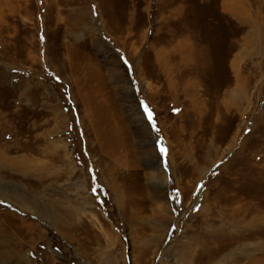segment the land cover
Segmentation results:
<instances>
[{
	"label": "rangeland",
	"instance_id": "1",
	"mask_svg": "<svg viewBox=\"0 0 264 264\" xmlns=\"http://www.w3.org/2000/svg\"><path fill=\"white\" fill-rule=\"evenodd\" d=\"M0 264H264V0H0Z\"/></svg>",
	"mask_w": 264,
	"mask_h": 264
},
{
	"label": "bare ground",
	"instance_id": "2",
	"mask_svg": "<svg viewBox=\"0 0 264 264\" xmlns=\"http://www.w3.org/2000/svg\"><path fill=\"white\" fill-rule=\"evenodd\" d=\"M224 3H227V2H224ZM231 3V2H230ZM229 7H231L230 5H229ZM228 9V8H227ZM232 12V11H231ZM2 21V20H1ZM2 23V22H1ZM146 86H149L148 84H146ZM182 153V152H181ZM241 207V206H240ZM250 207V206H249ZM242 208V207H241ZM241 210H238L236 207H230V208H224L223 209V212H227L228 213V215H227V217H232L233 218V213L235 214V215H238L239 213H242V212H240ZM219 218H222V217H218V219ZM224 218V217H223ZM209 221L211 222H216V220H212V218H210L209 219ZM213 223V224H214ZM212 224V225H213ZM208 226H210V224L208 225ZM214 226V225H213ZM226 236V237H225ZM205 237V239H206V242H205V244H204V249H202L201 251H200V253L201 252H203V258H205V257H207V256H209V255H211V254H213V253H215V252H217V250L219 249L220 251H219V253L221 252V251H226L227 249H228V247L230 246V245H232L233 243H240L241 241H240V239L239 240H237V239H235V238H233V237H230L228 234H226L224 231H220L219 229H214V230H212V231H208L207 232V235H205L204 236ZM245 246H247V245H242V247H245ZM240 247V246H239ZM230 249H232V247L230 248ZM230 253H232V252H230Z\"/></svg>",
	"mask_w": 264,
	"mask_h": 264
},
{
	"label": "water",
	"instance_id": "3",
	"mask_svg": "<svg viewBox=\"0 0 264 264\" xmlns=\"http://www.w3.org/2000/svg\"><path fill=\"white\" fill-rule=\"evenodd\" d=\"M138 103L140 104L141 108H143L142 103H141L140 101H138ZM145 119H146V121L150 124V121H149V119H148L146 116H145Z\"/></svg>",
	"mask_w": 264,
	"mask_h": 264
},
{
	"label": "snow or ice",
	"instance_id": "4",
	"mask_svg": "<svg viewBox=\"0 0 264 264\" xmlns=\"http://www.w3.org/2000/svg\"><path fill=\"white\" fill-rule=\"evenodd\" d=\"M145 111L147 112V109H145ZM149 119H151V114L149 113ZM161 152L163 153L164 152V149L161 148Z\"/></svg>",
	"mask_w": 264,
	"mask_h": 264
}]
</instances>
